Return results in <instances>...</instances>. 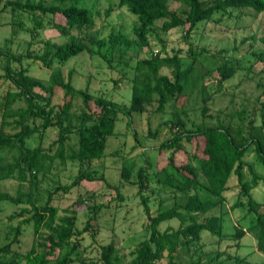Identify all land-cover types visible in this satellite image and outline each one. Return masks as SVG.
<instances>
[{
  "label": "trees",
  "instance_id": "obj_1",
  "mask_svg": "<svg viewBox=\"0 0 264 264\" xmlns=\"http://www.w3.org/2000/svg\"><path fill=\"white\" fill-rule=\"evenodd\" d=\"M80 2L81 0H10L7 5L12 8L14 15H29L35 26L31 31L32 40H36L39 30L47 27L67 35L74 27L93 30L95 21ZM171 2L187 9L185 18L170 8ZM119 7L127 8L130 14L138 18V24L134 28L135 41L122 32L111 33L107 39H99L96 32L84 39L71 36L70 40L63 44L41 39V53L28 50L25 54L17 55L12 51L0 49V56L13 63L5 67L4 78L10 87L3 96L5 105L0 112V186L4 181L11 179L25 182L27 169H45V162L52 157L44 153L41 147L26 148L25 142L34 135L42 138L45 131L51 127L58 129L56 157L64 158L65 146L71 135L77 139V147L71 150L69 160L77 162L79 173L70 185L59 187L57 191L68 194L84 181L100 180L111 186L103 174L92 168V163L105 155L108 140L115 135L119 114L132 118L134 113H144L146 106L156 95L159 97L156 110L158 113H163L172 101L176 107L179 99L186 92L192 91L203 77V73L200 74L196 70L194 51L191 50L189 57L193 60L187 68H183L180 54L163 57L157 52L149 58L138 59L129 107L103 96L94 97L87 90L75 88L72 75L66 79L61 68L85 51L91 55L103 56L95 51L96 47L108 46L113 51L119 47L131 48L134 45L140 49L149 47V37L160 21L163 32L183 28L186 37H189L199 23L216 22L214 18L228 10L246 8L257 14L264 13V0H119ZM112 10L113 6H110L107 14ZM253 39L260 41L264 46V33L259 37L253 36ZM257 55L263 64L264 74V47ZM26 59L36 60L52 69L47 84L32 76L29 69L23 66ZM165 70H168L169 74H165ZM218 71L221 74V82L229 81L236 73V69L228 66L220 67ZM60 92H63V101L56 104L55 99ZM77 97L82 99L84 105L80 112H74V100ZM263 97L264 91L258 99ZM18 101H24L25 104L12 110ZM208 101V98L203 99L201 110L205 120L209 112ZM184 115L182 110L175 111V118L167 123H171L173 134L157 149L159 152H172L167 168L163 169L165 178L159 179V183L164 186L161 191L167 192L168 189L171 195L167 200L171 205L163 206L162 200L158 210L152 213L149 207L150 197L142 198L149 235L136 242L131 252L132 260L127 264H198L199 261H195L192 256L188 258V262L184 260L188 257L187 254L192 252V246L193 249L201 251L207 245L202 236L204 231L218 238L215 240L235 242H241L250 234L256 238L258 249L264 251L263 205L252 195L254 188L264 184V136L253 130V122L248 131L242 126L233 129L232 126L224 124L208 126L205 122L188 128L182 120ZM261 117L264 128V107ZM158 133L159 129L155 132L149 131L148 136L156 139L159 137ZM193 142L196 148L191 156L184 144ZM252 148L263 170L262 176L245 160ZM14 150L18 155L10 161L9 152ZM182 155L185 157L182 158L184 162L178 165L175 158ZM192 158L198 162L197 166ZM130 168L131 166L124 167L121 173L126 181H129L131 176ZM246 172L250 176V182L246 180ZM157 174L161 176L160 173ZM137 178L136 184L140 185L139 192L142 193L144 169L138 172ZM111 188L116 189L112 186ZM233 188H237L239 194L231 209L245 207V217L253 215L254 218L247 228L238 226L234 235H227L222 208L226 203L225 193ZM242 196L246 197V202H243ZM115 199L122 200L123 197L117 192ZM0 201L22 205L20 212L10 217L11 220L24 218L15 230L14 242H18L23 225L33 228L34 239L31 248L25 253L16 251L13 248L14 242L0 245V264H86L87 262L81 260L82 257L80 259L79 255H75L82 246L79 239L91 229V221L98 220V214L107 206L89 205L78 200L76 208L74 206L62 212L53 206L50 200L39 204L32 200L29 193L19 190L16 195H12L1 188ZM80 208H83L81 211L88 212L83 229L77 227ZM173 219L178 220V228L168 227L163 231L160 229L162 223ZM117 251L113 243L103 246L100 258L90 263L122 264ZM222 256L218 253L214 258L216 264H227L220 261ZM230 259L232 260V257ZM233 261L234 264H251L239 256H234Z\"/></svg>",
  "mask_w": 264,
  "mask_h": 264
},
{
  "label": "rangeland",
  "instance_id": "obj_2",
  "mask_svg": "<svg viewBox=\"0 0 264 264\" xmlns=\"http://www.w3.org/2000/svg\"><path fill=\"white\" fill-rule=\"evenodd\" d=\"M9 1L0 0V49L12 51L17 55L25 54L28 50L41 53L43 49L41 39H50L54 43L63 44L68 42L71 36L84 39L96 32L99 39H107L111 33L122 32L131 40H136L134 28L138 24V18L130 14L127 8H120L119 0H81L80 5L88 9L95 21L93 30L74 27L67 35L47 27L39 30L36 40H32L31 31L35 29V26L29 15L25 13L14 15L12 8L7 5ZM169 5L185 18L187 9L184 6L173 2ZM110 6H113L114 10L108 15ZM214 19L216 22L199 23L189 37H186L183 28L163 32L160 21L149 37V47L140 49L134 45L131 48L119 47L114 51L108 46L96 47L95 51L103 56L91 55L85 51L61 68L66 79H69L70 74L72 75L75 88L87 90L94 97L103 96L127 107L132 100V81L138 59L149 58L157 52L163 57L180 54L183 68H187L193 60L189 57L193 50L196 56V70L200 74L203 73L201 82L192 91L186 92L179 99L176 107H174L175 102L172 101L163 113H158L156 110L159 97L156 95L154 100L146 106L144 113H134L132 118L119 114L115 135L109 138L105 155L92 163V168L99 174H103L108 179V183L116 189L111 188L104 181L97 180L84 181L68 194L57 191L59 187L70 185L79 173L77 162L69 160L71 150L77 147L76 137L70 136L65 146L64 158L56 157L58 150L56 127L46 130L42 138L34 135L26 140V148L41 147L43 152L52 159L45 162L44 170L27 169V178L23 183L14 179L4 181L0 186L2 191L16 195L21 190L31 194L32 200L39 204L50 200L51 204L62 212L74 207L78 200L87 202L89 205H107L98 214V220L91 221V229L79 239L82 246L75 255H79L80 259L82 257L81 260L87 262L86 264L99 259L102 247L111 243L117 248L122 264L129 263L132 260L131 252L136 242L149 235L142 198L150 197L149 207L152 213L158 210L162 200H164L163 206L171 205L167 201L171 195L168 189L167 192L161 191L164 186L159 183V179L165 178L163 169L167 168L172 152H159L157 149L173 134L170 128L171 123H167L173 121L176 110L184 111L182 120L188 128L205 122L208 126L224 124L232 126L233 129L242 126L245 131H248L253 122V130L264 136L261 117L264 97L258 99L264 91V74L262 73L263 64L257 55L264 46L260 41L253 39V36L259 37L264 33V13L257 14L251 9L244 8L228 10L224 14H218ZM9 64L13 65L7 58L0 56V97H2L0 112L5 105L3 96L10 87L9 82L4 78L5 67ZM23 66L29 69L32 76L48 83L52 69L33 59H26ZM223 66L236 69L234 77L229 81L221 82V74L218 70ZM163 72L169 74L168 70ZM205 98L209 99L206 120L201 113ZM62 101L63 92H60L55 103L59 104ZM24 104V101H18L12 110ZM83 106L82 99L75 98L74 112H80ZM157 129H159V137L150 138L149 131L155 132ZM184 147L193 156L195 142L185 143ZM9 155L11 161L18 152L14 150L9 152ZM182 158L185 159L183 155L175 158L178 165L183 164ZM245 160L253 166L257 174L262 176L263 170L253 148L249 150ZM192 161L196 166L198 165L194 158ZM130 166L131 176L129 181H126L121 173L124 167ZM141 169H144L145 176L142 193L139 192L140 185L136 184L137 175ZM157 173L161 176L159 177ZM246 180L249 182L251 180L247 172ZM238 191L237 188H233L225 193L226 203L223 205L222 212L225 216L224 230L227 235H234L238 226L247 228L254 218L253 215L245 217L247 215L245 207L231 209L237 200ZM117 192L123 197L122 200L115 199ZM252 195L263 205L264 210V184L261 183L254 188ZM241 199L243 202L247 201L246 197L242 196ZM21 208L22 205L0 201V245L14 242L15 230L24 218L11 220L10 217L18 214ZM82 209L80 208L78 212L77 227L79 229L85 227L88 219V212L81 211ZM178 226V220L173 219L162 223L160 229L163 231L168 227L178 228ZM32 234L33 228L23 225L22 233L18 237V242H14L13 248L20 253L27 252L34 241ZM202 236L207 245L201 251L193 249L192 246V252L187 254L188 257L184 262H188V258L192 256L195 261H199L198 264H216L217 261L214 258L221 253L223 256L220 257V261L227 264L235 263L234 256L245 258L251 264H264V251L258 249L256 238L250 234L246 235L241 242L215 240L218 238L207 231H204Z\"/></svg>",
  "mask_w": 264,
  "mask_h": 264
}]
</instances>
